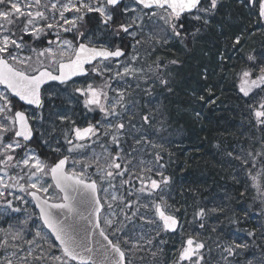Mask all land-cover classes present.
Returning a JSON list of instances; mask_svg holds the SVG:
<instances>
[{
  "label": "snow or ice",
  "instance_id": "obj_1",
  "mask_svg": "<svg viewBox=\"0 0 264 264\" xmlns=\"http://www.w3.org/2000/svg\"><path fill=\"white\" fill-rule=\"evenodd\" d=\"M221 2L0 0V85L4 86L0 90V200L5 202L0 214L6 215L9 209L21 211L12 207L13 200L27 204L22 195L27 194L35 200L42 222L35 227L31 239H25L23 229L6 232L0 240V249L15 248L17 251L10 255L16 257L20 245L15 242L23 241L28 247L27 254L18 257L20 264H132L129 257L137 252L150 253L154 264L163 254V248L157 246L153 251V242L163 233L178 237V243L173 244L172 259L166 264H206V253L210 254L212 249L200 239V232L185 233L187 207L181 213L180 208L169 202L173 181L166 174L168 162L164 155L171 154L162 143L154 144L148 139L163 130L155 126L156 109L129 99L130 84L127 88H113V84L127 83L130 78L145 96L152 97L156 90L172 93L170 66L181 61L168 59L167 55L152 59L153 55L158 49L171 52L173 46L189 51L211 27ZM248 2L258 6V16L264 19V0ZM243 39L242 35L232 39L233 51L243 50ZM247 60L250 66L237 74L239 92L247 98L249 132L255 130L261 134L252 136L246 132L245 142H238L231 151L225 150L224 155L230 165L236 166L233 180L256 191L264 215V55L259 58L248 55ZM81 76L94 82L74 87L73 91L83 97L86 109L99 110L103 119L78 126L69 116L59 115L58 119L69 125L62 130L65 148L54 149L56 158L49 162L30 147L37 135L34 125L42 126L45 120V100L55 91L49 82L67 85L74 77ZM204 79H208L207 70ZM141 84L147 87L141 89ZM110 92L114 95L110 96ZM198 99L215 104L219 96L208 86ZM19 102L34 108L28 111ZM43 143L49 145L48 140ZM145 145L157 149L151 161L141 154ZM96 146L101 149L99 153ZM117 177L121 188L127 186V196L118 195L117 185L113 183ZM105 182L108 188H103ZM109 188L113 190L110 194ZM50 189L59 194V202H50L57 199L48 195ZM101 191L106 199L110 195L108 208L122 203L124 220L131 219L124 209H134L132 217L152 226L155 236L143 231L130 234L122 221L106 218L104 223L112 228L109 238L100 227V213L105 207L99 195ZM223 212V208L196 204L192 218L203 230L211 217ZM30 220L36 224L31 215L20 223L27 225ZM260 227L264 228V224ZM97 230L102 240L93 241ZM4 231L0 228V232ZM211 231H216L215 225ZM246 234L255 237L256 229L246 230ZM9 238L14 242L11 245ZM254 246L259 255H253L243 264H264V249ZM216 247L221 250L224 264H229V257L242 255L253 245L232 238L230 242H217ZM140 259L143 261L144 257ZM3 264L14 262L6 255Z\"/></svg>",
  "mask_w": 264,
  "mask_h": 264
},
{
  "label": "trees",
  "instance_id": "obj_2",
  "mask_svg": "<svg viewBox=\"0 0 264 264\" xmlns=\"http://www.w3.org/2000/svg\"><path fill=\"white\" fill-rule=\"evenodd\" d=\"M245 3L240 0H222L211 27L200 35L189 51H183L179 46H173L171 52L157 50L152 59L156 55H167L168 59L178 58L181 61L179 65L170 66L173 74L172 93L156 90L152 97L145 96L140 89H136V82L130 78L127 83L113 84V88H127L130 84L128 92L132 95L129 99L139 100L141 105L148 103L149 107L156 109L154 123L157 129L162 127L163 130L150 135L148 139L154 144L162 143L171 154L164 155L168 162L166 174L172 177L174 198L180 193L182 196L179 198L186 204L185 225L198 227V223L192 218L196 204L224 209L222 214L211 217L201 230V238L212 249L210 254L206 253V264H223L221 250L216 247V243L230 242L232 238L246 240L253 245L242 255H237L245 259L259 254L254 245H260L264 249V228L260 227L264 224V215H261L260 197L248 184L233 180V169L236 166L230 165L224 155L225 150L231 151L238 142H245L246 132L252 136L261 134L255 130L249 132L246 125L247 98L239 92L240 80L237 74L242 68L250 66L247 56L255 55L259 58L264 55V26L260 22L258 11L249 8L248 0ZM236 35L244 37L243 50L239 52L233 51L231 47V41ZM49 39H53V36H49ZM25 40H28L27 35ZM221 54L224 56L223 60ZM205 70L208 73L207 80L204 79ZM208 86L219 96L215 104L198 99L204 95ZM144 87L147 86L141 84V89ZM109 95L114 93L110 92ZM49 103L47 98L43 110V129L50 133L49 137L55 138L60 135L62 124L58 119L59 114L54 112ZM19 105L21 106L20 103ZM85 112L88 114L85 115ZM72 118L76 120V124L96 123L103 119V114L99 110L89 111L81 101L72 108ZM136 122L139 127V113ZM32 145L49 162L56 158L57 154L47 149L38 136ZM156 150L151 145H145L141 154L146 161H151L152 153ZM76 158L80 159V156ZM189 170L190 181L181 184L180 173ZM184 188L187 191L185 196ZM213 225L216 226L215 232L211 231ZM252 229H256L255 237L247 236L246 230ZM171 252L172 249L166 248L154 264H166L172 259ZM140 253L142 255L137 254V258L140 260L144 257L142 264H153L150 253ZM232 258L235 259L236 256Z\"/></svg>",
  "mask_w": 264,
  "mask_h": 264
},
{
  "label": "rangeland",
  "instance_id": "obj_3",
  "mask_svg": "<svg viewBox=\"0 0 264 264\" xmlns=\"http://www.w3.org/2000/svg\"><path fill=\"white\" fill-rule=\"evenodd\" d=\"M126 3H130V0H127ZM130 6H132V5L130 4ZM53 38H54V36H53ZM67 38L71 39L72 37L68 36ZM86 83H93V80L91 78L86 79L85 77L84 78L82 77V78H79V79L73 81L72 83L68 84V86L54 87V89H55L54 94L48 98V100L50 101L49 104L51 106H53V108H54V112H56L59 115H67L72 120H74V118H72V108L77 106L81 101H83V97H81L79 93H75L73 91V88L79 87V86H84ZM3 88L4 87L2 85H0V90H2ZM24 109H27L28 111L32 110V108H30V107H26ZM50 110H51V108H50ZM54 112L52 111V113H54ZM87 114L88 113L85 112V115H87ZM83 117H80V118H83ZM74 121H76V120H74ZM61 124H62V127L60 130V135L55 137V138L49 137L50 133L46 132L43 129L44 128L43 125L42 126L39 124L34 125V127L37 129V132H38L37 134H38V137L41 140V142L43 143V140L49 141V145H45L43 143L47 149L54 151V149L60 148L61 151L64 150L65 143L63 140L62 130L67 129L69 127V125L66 122H61ZM77 125L81 126L82 123L77 124ZM40 133H44V136L41 137ZM30 147L33 148L36 151V153L39 154L38 150L32 144L30 145ZM85 151H87V150H85ZM96 151L99 153L101 151V149L96 148ZM88 155H91L90 151H88ZM41 158L44 159L42 156H41ZM70 166H71V163H70L69 167ZM77 170H79V167L77 168ZM90 172H91V170H90ZM93 178H97V177L95 175H93ZM51 182H52L51 179L48 178V183H51ZM113 183L117 185V182L113 181ZM103 188H108V185L106 182L103 184ZM112 191H113L112 189H110V188L108 189L109 194ZM101 192L106 197L105 192L104 191H101ZM117 193H118V191H117ZM17 194H20V193H18V190H17ZM22 195H24L25 199L28 200V203L24 204L18 200H13V205H12L13 208H20L21 211L13 212L11 209H9L8 213L6 215L0 214V228L5 230L4 232H0V240H3L6 232L11 234V233H13L15 231H19L21 229L24 230L25 239H31L32 234L35 231V227H39L41 225V220L39 219V216L36 212V209L33 205L31 198L27 194H22ZM48 195L49 196H56L57 197L56 200L59 199V194L52 189H50ZM109 200H107L106 206L104 207L105 215L104 214H102V215H104L105 219L109 218V219H114L116 221H122L124 224L127 225L126 230L128 231V226L131 224V221H130V223H128V221L124 220V218L121 215V211H120L117 203H114L113 207L111 209L108 208L107 205H108ZM4 208H5V202L0 200V213L3 212ZM113 212L115 213V216L112 215ZM29 215L32 216V220L36 221V224L33 225L31 220L29 221V223L27 225L21 224L20 221L26 219ZM9 225H11V228L9 227ZM102 226L104 227L105 223L102 222ZM43 230L45 232H48L45 228ZM111 230H112V228H111ZM177 241H178V238H177ZM12 243H14V242L11 241L9 238V244L11 245ZM15 243L20 245V250L18 251V255L16 257H13L10 255L11 252L17 251V249H15V248L9 247L6 251L4 249H0V264H3L4 257L6 255L10 259L13 260L14 264H20L18 257H23L27 254V247L28 246L26 244H24L23 241H18ZM258 253H259V251H258ZM254 255L258 256L259 254H254ZM136 256L139 257V255H137V254H136ZM231 258L232 257L228 258L229 264H243V261L249 259V258L245 259L243 256L242 257L236 256L235 259H233V258L231 259ZM239 258H241V259H239ZM29 259H31V257H29ZM135 261L139 262V259L135 258Z\"/></svg>",
  "mask_w": 264,
  "mask_h": 264
},
{
  "label": "bare ground",
  "instance_id": "obj_4",
  "mask_svg": "<svg viewBox=\"0 0 264 264\" xmlns=\"http://www.w3.org/2000/svg\"><path fill=\"white\" fill-rule=\"evenodd\" d=\"M190 176H191V171L190 170L180 173L179 179L181 180V184H183V182L190 181L189 180ZM183 187H184V185H183ZM186 193H187V191L184 188V192H183L184 196H185ZM181 196H182V194L178 193L177 196L174 198L173 203L175 204V206L177 208H180L181 213H183L184 212V207H186V204L183 203V201L179 198Z\"/></svg>",
  "mask_w": 264,
  "mask_h": 264
},
{
  "label": "water",
  "instance_id": "obj_5",
  "mask_svg": "<svg viewBox=\"0 0 264 264\" xmlns=\"http://www.w3.org/2000/svg\"><path fill=\"white\" fill-rule=\"evenodd\" d=\"M75 78V77H74ZM73 78V79H74ZM50 82H52V81H50ZM54 82H58V81H54ZM59 83V82H58ZM18 99V98H17ZM22 104H23V102H21ZM25 105V104H24ZM34 107V106H33ZM34 201V204H35V207H36V209H37V211L39 212V208H38V206L36 205V202H35V200H33ZM50 202H53V203H55V202H59V201H50ZM80 223H84L83 221H81ZM92 239H93V241H96V240H102V237H100L99 235H98V230H97V234L94 236V237H92ZM58 243V242H57Z\"/></svg>",
  "mask_w": 264,
  "mask_h": 264
}]
</instances>
